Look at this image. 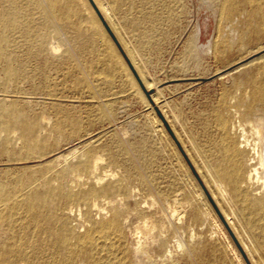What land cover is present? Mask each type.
Wrapping results in <instances>:
<instances>
[{
  "label": "rangeland",
  "instance_id": "374dc122",
  "mask_svg": "<svg viewBox=\"0 0 264 264\" xmlns=\"http://www.w3.org/2000/svg\"><path fill=\"white\" fill-rule=\"evenodd\" d=\"M69 1L78 13L73 21L79 29L63 21L58 31L49 24L39 27L47 17L40 11L31 16L36 34L48 39L57 36L53 41L62 44V53L56 57L46 51L34 53L18 34L11 37L9 50L18 77H7L6 64L0 61V100H7V105L14 101L22 111L21 119L31 121L46 115L54 122L58 108L62 115L80 119L75 135L67 128L50 136L47 152L52 150V156L45 162L68 153L75 145L83 150L87 143L101 138L115 154V171L126 172L132 179L134 175L153 179L164 194L176 191L187 205L204 194L205 207L199 208L202 214L205 209L209 213L205 219L202 216L204 239L193 248V259L184 258L181 264H218L217 258L223 264H264V252L255 253L250 247L242 224L235 220L227 223L224 215L232 218L231 213L217 200L202 159L207 155L218 169L227 167L213 157L215 114L237 93L245 92L249 80L259 78L255 65L232 71L238 64L264 55V26L257 12L247 0H237L235 14L220 25L221 0H121L111 7V15L98 11L100 0H85L104 37L92 27L91 14L85 13L82 0ZM223 36H233L235 41L220 53L215 44ZM79 68L88 70L89 88L74 84ZM48 93L59 101L51 103ZM99 107L108 111V118L101 117ZM258 109L264 114V107ZM6 136L7 132L0 131V139ZM119 143L130 153L117 150ZM1 159L5 160L4 156ZM14 170L0 161V183L21 171L23 175L28 172ZM189 215L188 210V231ZM258 233L264 236L261 229Z\"/></svg>",
  "mask_w": 264,
  "mask_h": 264
},
{
  "label": "bare ground",
  "instance_id": "6f19581e",
  "mask_svg": "<svg viewBox=\"0 0 264 264\" xmlns=\"http://www.w3.org/2000/svg\"><path fill=\"white\" fill-rule=\"evenodd\" d=\"M119 1L100 0L96 7L111 15V7L118 6ZM236 1L221 0L220 25L235 14ZM247 1L264 26V0ZM82 8L91 14L92 27L105 37L85 0ZM93 8L100 16L94 4ZM37 11L47 17L37 23L39 27L49 24L58 31L63 21L64 25L79 29L73 21L78 13L69 0H0V61L6 64L9 78L18 77L11 67L12 36L23 35L34 53L46 51L56 57L64 48L53 41L57 36L48 39L36 34L37 25L31 16ZM234 41L233 36H223L215 50L223 53ZM65 53L68 55V51ZM253 65L258 80H249L245 92L237 93L215 114L217 140L213 157L225 163L226 169L215 167L207 155L202 159L217 200L231 213L232 218L224 215L227 223L235 220L242 224L256 253L264 252V236H258L260 229L264 231V114L258 109L264 107V55L240 63L232 71ZM77 75L74 84L89 88L88 70L82 68ZM48 94L51 103L59 101L60 98ZM152 95L156 97V93ZM6 101L0 100V131L7 132L6 138L0 139V157L5 158L0 161L13 170L28 172L23 175L21 171L0 183V264H181L184 258L193 259L192 250L204 239L202 216L205 219L209 215L206 209L203 214L199 211L206 203L203 193L187 205L176 191L164 194L153 179L152 182L144 175H134L132 179L126 172L115 171V154L101 143V138L87 143L83 150L75 145L68 153L45 162L52 156V150L47 152L50 136L67 128L75 135L80 119L62 115L58 108L54 122L46 115L29 121L21 119L22 111L14 101L9 105ZM105 110L100 114L103 119L109 117ZM120 143L116 149L130 153ZM43 164L47 166L42 168ZM247 250L250 251L249 247ZM213 257L217 258L215 254ZM216 262L223 264L218 258Z\"/></svg>",
  "mask_w": 264,
  "mask_h": 264
},
{
  "label": "water",
  "instance_id": "95a60500",
  "mask_svg": "<svg viewBox=\"0 0 264 264\" xmlns=\"http://www.w3.org/2000/svg\"><path fill=\"white\" fill-rule=\"evenodd\" d=\"M107 29V28H106ZM108 30V29H107Z\"/></svg>",
  "mask_w": 264,
  "mask_h": 264
}]
</instances>
